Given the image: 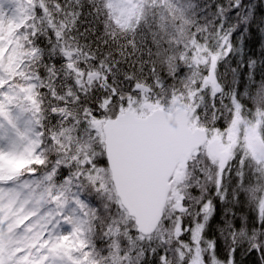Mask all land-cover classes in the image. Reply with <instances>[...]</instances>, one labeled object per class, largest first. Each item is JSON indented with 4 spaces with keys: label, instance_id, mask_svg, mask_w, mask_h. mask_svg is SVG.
Instances as JSON below:
<instances>
[{
    "label": "snow or ice",
    "instance_id": "1",
    "mask_svg": "<svg viewBox=\"0 0 264 264\" xmlns=\"http://www.w3.org/2000/svg\"><path fill=\"white\" fill-rule=\"evenodd\" d=\"M75 3L76 0H65L67 6ZM77 7L81 9V18L77 19L71 32L66 30V35L72 36V32H75L72 38L77 40V44L79 37H83L85 41L92 37L87 46L94 48L95 54L76 64L72 63L75 54L71 47H62L58 34L40 20L43 15L41 8L34 9L36 16L30 25L22 26L17 33L27 35L35 50V55L25 62L32 74V78L26 80L25 84H33V91L39 92L37 100L40 112L36 115L41 117L39 126L42 129L39 134L40 148L33 153L32 159L37 156L44 159L45 153H42L41 149L47 150V159L44 163L38 162L27 169L9 173L12 177L9 180H0V264H48L49 259H57L59 250L56 246L62 237H70L73 231L70 221L77 212L84 215L82 207L87 210L89 226H94L96 232L108 243H111V233L117 227H128L134 240L140 235L135 228L121 224V209L109 200L106 189L101 187L108 172L109 157L100 131L92 127L90 122L93 117L101 119L109 114L114 117L120 107H128L132 97L139 101V80L144 79L152 85L157 96L162 94L161 89L170 96L178 85L183 86L186 72L191 71L186 65L179 67L171 76L158 71L154 63L156 46L149 44L146 39L143 44L137 46L139 57L131 49H121L122 52H128L121 57L120 53L114 51L120 45L110 42L103 32L97 34L94 25L85 27L83 32L80 31L82 22L87 23L83 20L85 12L95 18L91 9L98 12L97 6L93 3L89 9L81 2ZM249 13L264 15V0H218L213 15L209 16L204 12L212 27L208 29L206 25V31L198 34L202 41L206 40L221 51H226L216 62L217 82L231 78V83L222 84V92L217 93L215 97H209L211 112L208 105L203 108L206 119L214 112L222 125H226L231 115L227 107L218 106L220 101L227 104L230 100L223 93L251 95L254 103L264 104V94L260 91L264 88V67H257V61L250 59L255 56L254 50L260 43V37L253 30L252 38L242 45L236 39L241 34L236 29L241 28L245 22H250ZM233 16L236 17L235 20L231 19ZM37 20H40L41 25L38 30ZM2 44L0 41V45ZM245 48H251L253 51L246 53ZM136 61L143 67H138ZM229 61L230 64L227 63ZM222 67L224 70L220 71ZM74 68L82 70L85 78L90 70L96 69L104 74L106 83L93 81L91 84L82 85L77 82ZM203 74H207V68L203 69ZM0 78H5L3 72H0ZM203 93H210V89H203ZM151 98L149 94V99ZM21 100V94L10 90L9 85L0 88V121L3 122L0 123V128L14 127L11 109L19 107ZM62 130L65 135L59 138L67 145L63 152L56 151L61 145L56 143V136L53 135H58ZM84 143L88 145L87 148L79 147ZM0 154L9 159L23 158L18 151L10 148H0ZM72 156L76 158L73 160ZM190 168L193 173H198L200 178L203 177L199 158L190 162ZM256 176L251 169L246 171L243 166H226L220 173L219 186L212 184L208 198L199 199L195 204V217L190 206L197 200L192 193L198 192L199 189L195 183L192 185L189 196L182 202L189 210L181 217L182 234L179 241L187 242L195 224H204L201 236L211 242V247L207 248L205 245L206 250L202 254L204 264H213L214 259L223 261V264H264V217L255 204L246 200L247 189L256 183ZM33 184L35 187L25 196L24 190ZM42 185V190L37 192L36 189ZM73 189L74 191H71ZM66 190L76 199L65 200L61 204L57 197L60 192ZM22 196L24 199H21ZM33 201L37 207L29 209L28 205ZM52 203L62 207L58 214L51 209L44 210ZM205 203L210 205V215L200 211ZM176 214L171 218H162V224H171ZM210 225H214L212 236H209ZM184 229L187 231H183ZM237 233L241 237L254 236L255 246L247 241L237 246L233 242ZM123 242L132 253V257L127 259V264H175L179 259L176 256L179 243L173 246L164 241L153 243L147 240L145 243V240H138L139 247H135L130 245L126 238ZM33 249L40 254L39 259L33 256ZM120 254H125L123 249ZM181 264H188L187 258L181 261Z\"/></svg>",
    "mask_w": 264,
    "mask_h": 264
},
{
    "label": "trees",
    "instance_id": "2",
    "mask_svg": "<svg viewBox=\"0 0 264 264\" xmlns=\"http://www.w3.org/2000/svg\"><path fill=\"white\" fill-rule=\"evenodd\" d=\"M81 2L89 9H91V5L94 3L99 11L97 12L96 9H91L95 18L93 15H88V13L85 12L83 20L87 21V23L82 22L80 31L83 32L85 27L94 25V31L97 34L103 32L110 42L120 45V47L115 48L114 51L120 53L121 57L128 54L127 51L122 52L121 49H131L132 51H135L137 57H139L140 51L137 50V46L143 44L146 39L149 44H154L156 46V59L154 60V63L158 71L165 72L171 76L181 66L186 65L191 69V71L186 72V79L183 81V86L181 87L178 85L177 88L171 92L170 96L168 93H165L163 89H161L162 94L157 96V94L153 92L152 85L146 83L144 79L139 80L138 86L147 89V92L144 94L148 95V93H150L152 96L151 99L148 98V102L146 101V103H148V108L153 109L158 106L169 108L171 107L172 102L174 103L175 100H178L177 97L180 95V100L181 98H184V101L189 104L194 102L195 111L192 118L195 124L205 127L209 132L221 130L222 133H225L235 116L236 109L234 101L236 100L238 101L241 115L246 121L249 123L258 121L259 134L264 140V104L254 103L251 95L239 94L237 96L233 92L223 93V95L230 98L227 104H225L224 101H220L218 105L227 107L228 111L231 113L227 119L226 125L221 124L214 112L211 114L210 118H205V112L203 111L205 105H208V110L211 112V100L209 97H215L217 93H221L222 84L227 85L231 83V78L225 79L219 83V92L212 89L207 78H209L210 75H213L217 79L216 62L217 59L226 54V51H221L219 48H216L213 43L206 40L202 41L198 38V34H203L206 31V25L208 29L212 27L211 22L207 20L204 12L206 11L209 16L213 15L214 6L218 0H138L136 6L130 12L125 25H119L113 18L111 11L107 7L106 0H76V3L71 6H67L65 0H20L18 1V6L15 10L16 16L19 19V27L16 29V32H20L22 26L30 25L33 17L36 16L34 9L36 7L41 8L43 15L40 17V20H43L47 27L51 28L58 34V38H61L62 47H71L72 52L75 54L72 63L76 64L95 54L94 48H89L87 46L92 41V37H89L88 41H85L83 37H79L77 44V40L72 38L75 36V32H72V36L66 35V30L71 32L76 26L77 19L81 18V9L77 7ZM231 19L235 20L236 17L233 16ZM40 20H37L36 22V30L41 26ZM248 21L250 22H245L241 28L236 29L241 33L236 39L242 45L246 40L252 38V31L255 30L256 34L260 37V43L255 47V56L250 57V59L257 61V67H264V15L259 13L253 15L252 13H249ZM18 44L19 53L24 62L30 60L31 57L35 55V50L30 45L29 37L27 35L20 33ZM198 49L203 52L206 57L210 58L215 56L214 64L209 66L203 65L201 62H196L193 58L195 56V51ZM105 51H107V49H105ZM244 51L246 53H251L253 50L251 48H245ZM136 62L138 67H143V65L139 64V61ZM221 63L225 64L224 61H221ZM227 63L230 64V61ZM89 68H91L90 64ZM205 68H207L206 75L203 74V69ZM0 69L2 68L0 67ZM2 70L5 71L6 75L9 73L8 69ZM223 70L224 68L222 67L220 71ZM73 71L76 72L77 82L82 85L84 83L91 84L93 81H99L101 84L106 83L104 74L96 69L90 70L86 78L82 70L74 68ZM146 75L147 73L145 72V76ZM24 77L29 79L32 78V74L30 73L27 64L25 65L24 76L17 78L16 82H23L25 80ZM1 81L2 80L0 79V83ZM197 84H199V87H197ZM206 88L210 89V93L202 94V90ZM251 91L252 90L250 89V93ZM260 91L264 94V88ZM38 96L39 92H34V96L31 98L32 102H29L27 99L21 102V106L25 110L27 109L32 116L31 121H33L31 123L30 132L33 135L32 148H34V152L37 148H40L39 134L42 131L39 126L41 117L36 115V113L40 112V105L37 100ZM105 107H107V102ZM123 108L124 107H120V109ZM138 108V111L140 112H146L147 110L145 107L141 106ZM32 109H35V111ZM69 115H71V113H69ZM108 117L113 116L109 114L104 118ZM53 135L56 136V143L61 145L56 151H65L67 145L59 138L60 136H64L65 132L62 130L58 135L56 133H53ZM79 147L87 148L88 145L84 143ZM32 151L29 152L19 163H5L0 165L3 175L11 179L12 177L9 173H16L21 169H27L30 165L38 162H45L47 159L46 149H41V152L45 153L44 159H40L39 156H37L36 159H32ZM201 151V153L195 155L196 157L192 159V161L199 158V166L203 172V177L200 178L198 173H193L189 163V167L185 173L187 185L184 186V189L182 190V193L185 194L186 198L189 196L194 183L199 189L198 192L192 193V195L197 197V200L193 201V205L190 206L193 217L197 215L195 204L198 203L199 199L208 198L210 195L209 189L212 187V184L219 186L215 174L217 172L216 165L211 162L205 150ZM75 158V156H72L73 160ZM229 165L233 168L243 166L246 171L251 169L257 174L256 183L251 184L247 189L246 200L251 204H255L260 209L261 216L264 217V162L256 159L251 149L236 145L233 157L228 163V166ZM208 175H210L211 179L204 184L203 181ZM34 187L35 184H33L32 187L25 189L24 192H28ZM42 187L43 185L41 188H37V192L42 190ZM101 187L106 189L109 200L113 201L121 209L123 213L121 224L136 229L134 219L127 214L119 202L111 182L109 169L107 175L103 179ZM67 192L68 191L66 190L63 193H59L58 196ZM188 210L189 208L184 206V211L180 214H176L177 212L174 210V207L171 206L167 210L165 216V218H171L176 214L175 219L171 224L161 223L160 229L153 235L146 237L139 235L135 240L130 235L128 227H124L123 229L117 227L111 233L113 236L111 243H108L104 237L96 232L94 226H89L87 210L84 209L86 227L84 228L83 239L85 243L84 249L86 251L83 253V249H81L82 255L85 256V261L89 262V264H109V261L111 264H122V262L127 264V259L132 257V253H130L128 246L123 242L124 238H126L128 243L135 247H139L137 243L138 240H145V243H147V240H151L153 243L164 241L173 246H175L176 243H179V247L176 248V256L179 259L175 261V264H181V261H184L185 258H187L188 264H194L197 260L196 257H201L198 259H201L204 264L202 254L206 250L205 245L207 248L211 247V242L205 240L201 236V232L204 230V224H195L192 228L190 239L187 242L179 241V237L182 234L181 217ZM200 211L210 215V205L205 203L203 207L200 208ZM213 229L214 225H210L209 236H212ZM183 231H187V229H184ZM245 241L255 246L256 240L254 236L241 237L239 233L236 234V238L233 242L239 246ZM121 249H123L125 253L123 256L120 254ZM213 264H223V261L214 259Z\"/></svg>",
    "mask_w": 264,
    "mask_h": 264
},
{
    "label": "water",
    "instance_id": "3",
    "mask_svg": "<svg viewBox=\"0 0 264 264\" xmlns=\"http://www.w3.org/2000/svg\"><path fill=\"white\" fill-rule=\"evenodd\" d=\"M102 129L116 193L135 218L138 230L148 234L161 218L170 178L174 173L180 178V170L187 166L193 150L207 141L205 131L187 125L184 109L169 113L158 108L138 116L131 107L107 119ZM252 145L255 154L264 160L263 140L254 136ZM207 147L222 171L229 150L218 138L208 142ZM180 204L181 200L177 202L179 209Z\"/></svg>",
    "mask_w": 264,
    "mask_h": 264
},
{
    "label": "rangeland",
    "instance_id": "4",
    "mask_svg": "<svg viewBox=\"0 0 264 264\" xmlns=\"http://www.w3.org/2000/svg\"><path fill=\"white\" fill-rule=\"evenodd\" d=\"M18 1L20 0H0V33H3L2 35H0V41L3 42V44L0 45V52H1L0 53V66H2V63H6L14 67V64L18 60L17 43L14 41L15 36L11 30L12 28H15V25H17L18 18L15 13L12 16L11 11L16 9V6L18 5ZM107 1L110 4V7L112 11L114 12V14L121 13L127 10L129 11L131 9V6H133V2H134V0H107ZM6 53L8 54L7 56L5 55ZM194 55L195 56L193 59L196 62H199V63L201 62L203 65H209V66H211V64H214L215 58H216L215 56H212L210 58L206 57V55L203 52H201L199 49L195 51ZM1 71L2 69H0V72ZM5 79H6L5 85H9L10 90H12V88H17V89L23 88L24 89L26 86L25 81L22 82V84H20L16 82L15 79H12V78L10 79L9 77ZM140 88H141V96H140L139 101H137L136 98L133 97L131 98L130 103H129L132 105V108L135 110V112H137V114L139 115H141L143 112L138 111L139 109L138 107L140 106L145 107L147 109L146 111L149 110L148 103H146V101L148 102V98L150 94L148 93V95H145L144 93L147 92V89H144L142 87ZM178 96L179 97H177V99L180 102H183L184 98H181L180 100L179 99L180 95ZM178 100H175L174 103L172 102L171 106L173 104H174L173 106L178 105L179 103ZM11 110H13V108ZM23 117H24V113L22 114V116L13 115L11 118H12L14 127L0 129V148H10L15 151H18L24 158V156L27 155L32 150H33L32 152L34 153V148H28V145L30 144L29 140L31 141V139L28 138L27 140L25 136L24 128L27 125V121L26 119H22ZM105 120H106L105 118L96 119L94 117L91 119L92 126L97 128L100 131L102 141H103V135H102L101 127ZM257 122H250V123L245 124V122L242 121L239 117H236V119L233 122L232 127L228 131L229 133H233L234 135L233 144L236 142V145H240L243 148L250 149L251 144L249 143V139L253 135L259 134ZM227 143L231 144L232 141L228 140ZM233 151H234V148L232 149V154H233ZM23 158L9 159L7 156L0 154V165L5 164V163H10V164L19 163ZM0 172L2 173V174L0 173V180H8V178L3 175L1 168H0ZM210 179H211L210 175H208V177L205 178L203 183L206 184L207 181H209ZM186 185L187 183H186L185 178H182L180 182H176L173 184L172 193L170 195L171 205H174L176 199H178L179 196L183 194L182 190L184 189V186ZM24 195L26 196L27 193H24ZM21 199H24V196H22ZM65 200H69V199L66 197L62 198L61 204H63ZM77 203H79L78 200H77ZM33 207H37V205H35V201H33V203L28 205L29 209H32ZM61 210H62V207L60 206L58 211H55V210H52V211L58 214ZM71 221H73V223ZM71 221L70 222L74 225V227H76L77 221L76 219H73V216H72ZM20 232L21 234H23V229H21ZM64 237H66L65 239L66 243L63 245L62 250L58 251L57 253L58 258L49 259L48 264H87L88 262L85 261L86 259L85 256L82 255V252L79 250V248H81V244L77 242L71 248L67 247L72 241L71 236L70 237L64 236ZM60 241L64 242V238L62 237ZM61 245L62 244L60 242L57 246L59 247ZM0 252H2V250H0ZM32 252H33V256L39 259L40 254H38L35 249H33ZM84 252L85 251H83V253ZM60 253H62V255H60ZM198 258H201V257H198ZM198 258L196 257L197 260L195 261L194 264H203L202 260L201 259L199 260Z\"/></svg>",
    "mask_w": 264,
    "mask_h": 264
},
{
    "label": "bare ground",
    "instance_id": "5",
    "mask_svg": "<svg viewBox=\"0 0 264 264\" xmlns=\"http://www.w3.org/2000/svg\"><path fill=\"white\" fill-rule=\"evenodd\" d=\"M1 84L4 86L5 85V82H1Z\"/></svg>",
    "mask_w": 264,
    "mask_h": 264
}]
</instances>
